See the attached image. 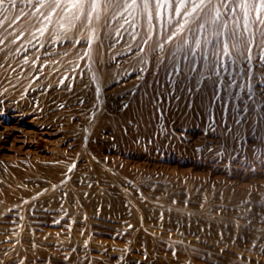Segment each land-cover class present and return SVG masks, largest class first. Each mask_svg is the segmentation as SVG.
Instances as JSON below:
<instances>
[{
	"label": "rangeland",
	"instance_id": "1",
	"mask_svg": "<svg viewBox=\"0 0 264 264\" xmlns=\"http://www.w3.org/2000/svg\"><path fill=\"white\" fill-rule=\"evenodd\" d=\"M196 5L3 0L0 264H264V24Z\"/></svg>",
	"mask_w": 264,
	"mask_h": 264
},
{
	"label": "snow or ice",
	"instance_id": "2",
	"mask_svg": "<svg viewBox=\"0 0 264 264\" xmlns=\"http://www.w3.org/2000/svg\"><path fill=\"white\" fill-rule=\"evenodd\" d=\"M51 3L55 4L57 7H59V4L61 2V0H50ZM111 2V0H110ZM137 0H132V3H136ZM189 2V0H180L181 3V7H184L186 5V3ZM190 2L194 5H196V0H190ZM205 0H200V3H204ZM208 2L210 3L211 0H208ZM231 2V0H230ZM234 2L236 3L237 7L240 8H245V9H252L253 11H255L257 13V20L259 21L260 24H264V19H262L259 16V13L264 11V0H234ZM3 3V0H0V4ZM90 3V5L94 8L95 5L97 3H99V0H74V4H88ZM141 3L144 5V7L147 9L148 5L150 3H152V0H141ZM196 7H199V5H196ZM193 11H195V7L193 8ZM247 15V12H246ZM262 35H264V33H262ZM262 60H264V58H262ZM59 163V162H58ZM76 167V164L73 163L72 165H70L67 168V172L64 173L63 175H67L68 172H71L74 168ZM89 187H91V185H89ZM45 191H47V189H45ZM65 195H67V193H65ZM202 207V205H201Z\"/></svg>",
	"mask_w": 264,
	"mask_h": 264
},
{
	"label": "bare ground",
	"instance_id": "3",
	"mask_svg": "<svg viewBox=\"0 0 264 264\" xmlns=\"http://www.w3.org/2000/svg\"><path fill=\"white\" fill-rule=\"evenodd\" d=\"M98 63V62H97ZM96 66V65H95ZM98 66V65H97ZM107 66V65H106ZM100 67H102V66H100ZM110 67V66H109ZM106 68V67H105ZM107 70V69H106ZM105 70V71H106ZM100 71H101V69H100ZM109 71H110V69H109ZM107 72V71H106ZM106 72H104V73H106ZM107 74H108V72H107ZM33 119V118H32ZM35 122V121H34ZM33 123V122H32ZM31 125V124H30ZM12 126V125H11ZM14 127V126H13ZM33 127V126H32ZM9 128H11L10 126H9ZM17 129H18V127H17ZM25 129V128H24ZM8 130V129H7ZM23 130V129H22ZM55 130H57V129H55ZM5 131H6V129H5ZM11 132V131H10ZM24 132H25V130H24ZM29 132H31V131H29ZM28 133V132H27ZM51 134V133H50ZM203 136V135H202ZM205 136V135H204ZM203 138V137H202ZM196 141V140H195ZM202 141V140H201ZM198 144V143H197ZM195 146V145H194ZM70 148V147H69ZM206 155V154H205ZM198 157V156H197ZM205 157V156H204ZM207 158V157H206ZM198 159V158H197ZM205 160V159H204ZM211 161V160H210ZM197 162H198V160H197ZM246 162V161H245ZM245 162H243V164L245 163ZM248 164H249V162H247ZM246 163V164H247ZM251 167H252V165H251ZM247 171V170H246ZM255 180V179H254Z\"/></svg>",
	"mask_w": 264,
	"mask_h": 264
}]
</instances>
